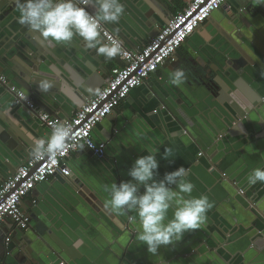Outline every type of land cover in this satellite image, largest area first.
<instances>
[{
	"label": "water",
	"instance_id": "water-1",
	"mask_svg": "<svg viewBox=\"0 0 264 264\" xmlns=\"http://www.w3.org/2000/svg\"><path fill=\"white\" fill-rule=\"evenodd\" d=\"M6 1L3 3L7 6ZM11 1L2 18L10 16L8 12L12 13L22 2ZM122 3L124 13H131L135 8L153 28L169 23V15L177 8L176 0H122ZM227 5L211 16H224L221 10ZM227 13L230 14L224 16L219 26H214L210 37L200 35L205 43L195 57L189 55L182 62L173 57L165 61L170 64V71L177 67L186 71L188 79L182 87L177 88L168 80L160 82L159 76L153 74L159 85L154 90L159 106L169 111L182 134L193 140L202 152L191 170L203 166L199 169L215 200H211L213 207L201 229L185 232L180 241L161 246L153 255L138 239L136 213H117L109 207L112 185L129 181L128 171L133 165L126 156L111 158L113 145L123 137L134 150H145L144 143L134 133L121 130V124L103 140V157L93 158L92 151L82 147L78 155L85 154L87 158L70 164L67 177L54 176L61 184L69 185L64 196L79 201L74 204L77 211L87 209L83 212V221L80 219L75 224L80 239L73 240L69 235L62 241L57 240L48 228L50 225L33 214L26 230L17 229L21 235L19 242L14 236L12 244L8 241L0 247V264H80L88 257L80 240L88 244V250L95 249L99 254L97 260L88 259L94 264H264V206L257 204V199L264 203V183L251 186L247 183L253 169H264V4L249 0L244 7ZM15 17V23L10 21L9 25L15 31L12 48L0 45L8 50L5 58L11 65L0 58V68L9 71L7 78L15 89L22 90L43 111L55 113L70 103L63 96L73 98L64 90L67 80L58 79V72L54 70V67L60 70L63 61L60 59H67L60 47L65 44L46 40L38 31L18 23L19 15ZM72 45L82 60L97 54L96 49L86 48L78 36ZM17 55L20 65L14 63ZM103 70L106 74L91 75L88 89L76 87L85 99L90 100L103 87L102 80L109 81L111 73ZM44 84L50 85L47 91H42ZM3 91L9 98L0 101V180L11 176L30 157L33 139L42 138L37 115L15 106L13 92L0 85V92ZM84 104L82 99L78 107ZM111 115H116L115 111L106 119L110 121ZM103 122L99 125L103 126ZM219 130L224 131L219 133ZM229 130L232 131L226 134ZM217 148L221 150L219 153ZM233 180L240 182L230 185ZM239 190H250L255 196L248 199L250 195L239 194ZM191 195L200 196L194 188ZM71 211L76 210L71 208ZM172 211L169 210L168 218ZM130 214L135 217L133 224L125 220Z\"/></svg>",
	"mask_w": 264,
	"mask_h": 264
},
{
	"label": "crops",
	"instance_id": "crops-1",
	"mask_svg": "<svg viewBox=\"0 0 264 264\" xmlns=\"http://www.w3.org/2000/svg\"><path fill=\"white\" fill-rule=\"evenodd\" d=\"M248 1L249 0H230L228 1V5L225 7V9L221 10V12L224 13V16H227L230 14L227 12H229L231 9H237V7L242 8L247 5ZM11 2V0L6 1L8 7L9 3ZM189 2L190 0H176L177 8L172 11V13L169 15V18L184 9ZM0 4L2 10L0 11V45L12 48L13 38H15V31H12V28H10L9 25H11V23H15L17 19L15 16L20 15L19 6H17L16 9H13L12 13L8 12V15L10 16L2 18L5 17L4 14L7 13L8 7L5 5V2L3 3V0H0ZM132 11V15L130 12L126 11V13L121 16L117 24L105 25L112 34H114L124 43L127 49L138 50L152 37H154L161 27H151L149 25V21L140 17L139 15L142 14H140L135 8ZM224 16H221L220 14L215 18L211 16L207 22L198 28L186 40L187 44L184 42V44L181 46V48H183L179 53L180 58L189 55L195 57L197 52L200 53L201 50H203L202 45L205 43L202 39V36L200 35H204L206 38L210 37L213 34V31H215L214 26H219L221 21L225 19ZM135 18L139 20L142 25H140L141 23H139ZM145 24H148V26ZM5 40L8 42H5ZM74 43L76 44L75 41ZM58 45L60 46V44ZM58 45L56 47L59 48ZM60 47L62 49L61 52H63L62 54L67 59H60L63 60L60 63V70H58L56 67H54V70L58 72V79L61 78L67 80L64 90L67 91L68 94H71L73 98H67L63 96V99L68 100L71 104L65 103L61 106V109L55 111V113H49L48 111H43L42 108L40 109L53 117L63 119V117L69 118L76 113L79 108L78 104L81 103L82 99L84 100V103L89 100L85 99L84 95L79 89H76L77 86L88 89V85H91L92 83L91 75H94V77H99L100 75L106 74L103 72V69H105L106 72H111L112 68L120 66L121 62L117 57L112 60H107L104 56L95 53V55L92 56V59L85 58V60H82L78 56L79 54L72 44ZM6 53H8V50L2 49L1 47L0 58H5ZM15 58L16 60L14 63L20 65V57L17 55ZM5 60L9 65H11V61L9 59L5 58ZM163 65L164 67H162ZM162 66L158 68L156 75L159 76L160 82H165L169 80L170 68L168 67L170 64L164 63ZM1 70L6 76L9 75V71H3V69ZM102 83V86H104L107 82L102 80L101 84ZM158 86V81H156L152 75L144 82L143 85L132 90L125 101L122 102V104L115 110L116 115H111L110 121L106 119L103 122V126L98 125L95 128V130L92 132V138L95 140V142L97 140L104 142L111 130L112 132H115L116 126L120 127L122 124L120 127L121 130H126L131 134L134 133V137L136 139H140L144 143L145 150H134V148L129 146L128 142L122 137L120 143L113 145L111 149V158H113V156H126L134 163V161L140 156L154 154L159 160L158 170L154 176V179L159 181L163 179L165 173L172 172L179 167H184L186 169L185 178L194 185L193 188L199 192L200 196L207 195L210 202L211 200L214 201L215 199L212 198V189L208 186V181L205 175L202 173L203 171L199 169L201 167L203 168V166L195 167L193 171L191 170V168H193L196 164L200 148L193 140L182 134L179 124L173 121L171 118L172 115H170L169 111L161 109L157 100L155 99L154 90L158 88ZM7 98H9V96L6 92H0V101L4 99L3 102H5ZM74 99H76V101H74ZM221 131L224 130H219L218 132L221 133ZM230 131L232 130H229L226 132V134H228ZM40 134L42 138H48L51 132L48 129L42 127ZM165 148L171 149V154L167 159H164ZM253 148L252 151H254V149L258 151L260 150V148ZM78 151L79 150L70 155L67 161L69 168L70 164L72 165L74 162L78 163L80 159L83 160L87 158L85 154L79 156ZM216 151L219 153L221 150H218L217 148ZM93 158L95 157L93 156ZM9 160L12 159L9 158ZM9 160H7V162ZM8 164L11 165L10 162H8ZM3 180L5 179L0 180V183ZM238 182L233 180L230 181L229 184L234 185V183L237 184ZM68 186L69 185H63L59 181L52 178L48 182L38 185L26 198L22 200L23 203H21V209L23 212L28 214L31 219L33 214L39 216L42 221L50 225L48 228H51V234L54 233L53 236L60 241L69 235L71 238H73V240L80 239L81 236H79L75 224H78L81 222V220L83 221V212L84 214L87 212L85 207L84 211H77V207L74 204L79 201L72 200L71 198H68V196H64L67 194L65 190L68 188ZM244 192L245 195H250V198L248 199H251L253 196H255L250 190H248V192ZM257 201V204L264 206V203L261 200L257 199ZM71 208L75 209L76 211H71ZM226 212L229 213V211ZM129 217H133L135 220L133 215L130 214ZM129 217L125 219L126 223H135L133 222V219L128 222ZM170 217H172V214L169 216V218ZM17 229L18 228H16L10 220H6L0 225V247L2 244L4 246L6 243H8L6 241L7 238L10 239L9 242L11 243L14 236L16 241L19 242L21 235ZM80 241L81 246L85 247V253H88V257L83 263L80 264H94L89 260H97L99 254H97L95 249L91 251L90 249L88 250V244L84 243L83 240ZM72 248L77 249V246H73Z\"/></svg>",
	"mask_w": 264,
	"mask_h": 264
},
{
	"label": "clouds",
	"instance_id": "clouds-1",
	"mask_svg": "<svg viewBox=\"0 0 264 264\" xmlns=\"http://www.w3.org/2000/svg\"><path fill=\"white\" fill-rule=\"evenodd\" d=\"M256 3L264 4V0H256ZM89 8L93 11L89 12ZM19 12L18 23L38 31L51 42L71 45L78 36L86 48L96 49L97 54L107 60L123 52L118 38H110L106 43L102 40L103 25L117 24L124 14L122 0H22ZM187 79L183 68L177 67L169 72L168 82L177 88L182 87ZM48 87L50 85H42V91H47ZM71 133L70 123H58L48 138L33 139L31 158L41 159L57 153L71 139ZM164 153V159H167L171 149L165 148ZM158 166L159 160L154 154L138 157L128 171L131 179L119 185L114 183L108 202L117 213H136L138 239L153 255L161 246L180 241L185 232L201 229L213 207L207 195H191L194 185L185 178L184 167L165 173L163 179L157 181L154 176ZM258 182L264 183V169L255 168L247 177L250 186ZM170 209H173L172 217L168 218ZM133 222L136 221L133 219Z\"/></svg>",
	"mask_w": 264,
	"mask_h": 264
},
{
	"label": "built area",
	"instance_id": "built-area-1",
	"mask_svg": "<svg viewBox=\"0 0 264 264\" xmlns=\"http://www.w3.org/2000/svg\"><path fill=\"white\" fill-rule=\"evenodd\" d=\"M228 1L230 0H190L184 9L172 16L169 23L138 50L127 49L120 40L123 52L117 58L121 65L112 68L109 81L71 118L59 119L43 112L22 90L12 86L0 69V85L13 92L14 105L37 115L43 128L52 132L60 122L72 125L71 139L66 141L62 149L41 159L29 157L0 183V225L10 220L16 228L26 230L30 216L22 211V200L38 185L48 182L55 175L67 177L70 174L67 161L80 146L88 147L96 158L103 157L105 143L94 141L92 132L95 128L125 101L132 90L143 85L166 60L172 58L184 42L208 21L212 13L221 9ZM102 38L106 43L110 38L117 37L104 24ZM198 156H202V152ZM222 176L225 178L224 174ZM243 193V190H239V194Z\"/></svg>",
	"mask_w": 264,
	"mask_h": 264
},
{
	"label": "flooded vegetation",
	"instance_id": "flooded-vegetation-1",
	"mask_svg": "<svg viewBox=\"0 0 264 264\" xmlns=\"http://www.w3.org/2000/svg\"><path fill=\"white\" fill-rule=\"evenodd\" d=\"M186 44H187V42H186ZM183 48V47H182ZM182 48H180L176 53H175V55L173 56V58L175 59V61H177V60H181V62L184 60V59H186V58H189V57H183V58H180V55H179V53L181 52V50H182Z\"/></svg>",
	"mask_w": 264,
	"mask_h": 264
}]
</instances>
